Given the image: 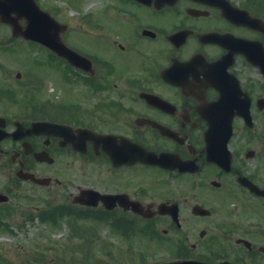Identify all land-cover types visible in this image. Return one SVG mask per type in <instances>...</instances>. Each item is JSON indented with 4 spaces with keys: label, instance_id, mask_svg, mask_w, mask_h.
<instances>
[{
    "label": "flooded vegetation",
    "instance_id": "1",
    "mask_svg": "<svg viewBox=\"0 0 264 264\" xmlns=\"http://www.w3.org/2000/svg\"><path fill=\"white\" fill-rule=\"evenodd\" d=\"M12 23L36 30L37 40L14 36ZM0 28V58L18 53L36 63L17 65L15 82L0 63V161L7 172L13 166L16 177L34 173L73 184L72 196L96 189L151 200V225L183 247L185 259L264 264V74L251 63L264 64V0H0ZM207 33L218 42L203 43ZM103 49L129 59L114 64L99 56ZM201 56L204 64L197 61L184 73L174 69ZM225 56L231 62L225 72L239 78L242 91L241 99L228 93L236 104L227 108L238 112L248 98L257 123L249 126L236 114L227 145L221 138L210 153L205 106L219 101L221 90L205 82L211 75L205 64ZM246 72L263 79L247 80ZM107 134L118 138L107 143ZM123 137L196 169L116 165L108 152L130 147ZM61 157L72 161L60 166ZM76 159L83 160V176L116 183L110 185L116 189L76 185L78 167L69 166ZM141 169L152 188L166 193L139 184ZM160 204L168 206L155 213ZM107 210L140 220L119 202Z\"/></svg>",
    "mask_w": 264,
    "mask_h": 264
},
{
    "label": "rangeland",
    "instance_id": "2",
    "mask_svg": "<svg viewBox=\"0 0 264 264\" xmlns=\"http://www.w3.org/2000/svg\"><path fill=\"white\" fill-rule=\"evenodd\" d=\"M2 31L7 32L4 29ZM153 49L151 45V50ZM98 54L101 58H107L117 65L125 64L129 59L119 54L113 55L109 49L100 50ZM5 58L14 61L5 62ZM22 58L18 53L0 58L4 68L12 71L10 79L14 82L17 65L34 67L36 64ZM26 82L29 83L24 78L21 84L27 85ZM76 160L75 164L72 162L69 164L78 167V171L74 168L76 179L73 180L76 185H100L101 190L108 192L116 189L110 188V185L115 187L116 183H103L102 179L98 181L99 178H95L90 173L87 174L88 178L83 176L79 167L83 160ZM70 161L72 159L61 157L58 163L64 166ZM11 169L13 173L11 170L7 172L4 161H0V191L8 193L11 198L9 202L0 204L11 208L9 212L0 215V264H138L140 260L144 264H160L168 261L170 259L168 253L171 255L177 248L174 243L165 242L158 245L153 238H150L148 231L125 232L120 220L124 221L123 224L135 226L136 224H132L135 221L133 219L120 216L106 217L71 208L68 202H70V193L75 191L73 184L36 186L18 179L15 168L12 166ZM38 169L41 168H34L37 174H39ZM51 174L57 176L55 173ZM149 179L150 177L143 176L140 182L149 186V189L158 196L166 193L152 188ZM5 187H10L11 190L7 191ZM111 219L117 221L110 223ZM157 230L158 235L161 236L159 226Z\"/></svg>",
    "mask_w": 264,
    "mask_h": 264
},
{
    "label": "water",
    "instance_id": "3",
    "mask_svg": "<svg viewBox=\"0 0 264 264\" xmlns=\"http://www.w3.org/2000/svg\"><path fill=\"white\" fill-rule=\"evenodd\" d=\"M15 32L23 34V31H21V30H15ZM34 35H35L34 37H36L37 32H34ZM63 51H61V54L68 57L69 52L68 51L65 52V50H63ZM139 158H140V160H144L142 156H140Z\"/></svg>",
    "mask_w": 264,
    "mask_h": 264
}]
</instances>
